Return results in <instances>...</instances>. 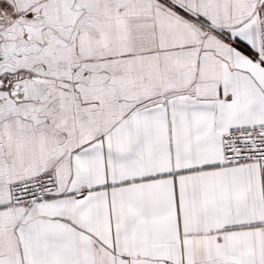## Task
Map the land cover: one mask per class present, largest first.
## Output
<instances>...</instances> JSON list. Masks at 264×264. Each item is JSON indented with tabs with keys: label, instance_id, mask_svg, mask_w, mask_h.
Listing matches in <instances>:
<instances>
[{
	"label": "snow or ice",
	"instance_id": "6c2138e0",
	"mask_svg": "<svg viewBox=\"0 0 264 264\" xmlns=\"http://www.w3.org/2000/svg\"><path fill=\"white\" fill-rule=\"evenodd\" d=\"M0 264H264V0H0Z\"/></svg>",
	"mask_w": 264,
	"mask_h": 264
}]
</instances>
